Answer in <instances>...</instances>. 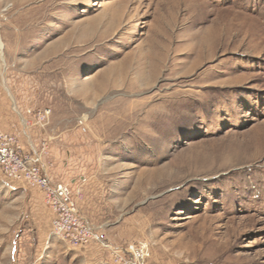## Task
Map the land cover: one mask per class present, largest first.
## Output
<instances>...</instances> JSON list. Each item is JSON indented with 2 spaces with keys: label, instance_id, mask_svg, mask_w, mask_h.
Instances as JSON below:
<instances>
[{
  "label": "rangeland",
  "instance_id": "1",
  "mask_svg": "<svg viewBox=\"0 0 264 264\" xmlns=\"http://www.w3.org/2000/svg\"><path fill=\"white\" fill-rule=\"evenodd\" d=\"M0 44V124L92 182L109 240L264 264V0H0ZM37 193L0 171V264H112L50 234Z\"/></svg>",
  "mask_w": 264,
  "mask_h": 264
},
{
  "label": "built area",
  "instance_id": "2",
  "mask_svg": "<svg viewBox=\"0 0 264 264\" xmlns=\"http://www.w3.org/2000/svg\"><path fill=\"white\" fill-rule=\"evenodd\" d=\"M38 122L49 115L46 109L35 112ZM46 145L32 155L24 154L19 135L0 127V171L11 181L22 182L41 194L44 205L51 211L50 234L56 235L73 247L96 244L109 253L112 264H147L151 255L148 242L139 240L124 244L110 241L106 234L91 226L79 213L77 198L80 192L66 183L55 182L47 175L48 165L43 163Z\"/></svg>",
  "mask_w": 264,
  "mask_h": 264
},
{
  "label": "crops",
  "instance_id": "3",
  "mask_svg": "<svg viewBox=\"0 0 264 264\" xmlns=\"http://www.w3.org/2000/svg\"><path fill=\"white\" fill-rule=\"evenodd\" d=\"M0 127L5 131L11 130L9 127L2 126L1 124H0ZM52 168H53V166H52ZM49 172L47 171V175H48L49 179L52 181V183L61 181L60 179L54 180L52 175H51V170H49ZM63 183L68 184L73 189V192H75V191L80 192V195H81L80 197H83V200L79 201L80 197L77 198V207H78L79 213L81 214V216L84 219H86V221H88V219L91 220V218H92L91 213L95 209V206H97V204L93 200L94 191L91 189L93 186L92 182H63ZM29 199L31 201H33L32 203L35 202V207H36L37 211L41 212L43 215H45L49 218H50V216H52L51 211L42 203L40 193H37L36 197L29 198ZM88 222L93 227H99V226L102 227L101 224H99L98 226H95L90 221H88ZM101 229L100 230L104 232V229L103 228H101Z\"/></svg>",
  "mask_w": 264,
  "mask_h": 264
},
{
  "label": "bare ground",
  "instance_id": "4",
  "mask_svg": "<svg viewBox=\"0 0 264 264\" xmlns=\"http://www.w3.org/2000/svg\"><path fill=\"white\" fill-rule=\"evenodd\" d=\"M2 49V45L0 44V50ZM157 59V58H156ZM127 60V59H126ZM125 62V61H124ZM159 62V61H158ZM157 62V63H158ZM122 63V62H121ZM155 64V63H154ZM121 65V64H120ZM158 65V64H157ZM124 66V65H123ZM154 66V65H153ZM122 72V71H121ZM149 73V72H148ZM125 74V73H124ZM152 78V77H151ZM150 112V111H149ZM218 165V164H217ZM212 169H214V168H212ZM216 169V168H215Z\"/></svg>",
  "mask_w": 264,
  "mask_h": 264
}]
</instances>
